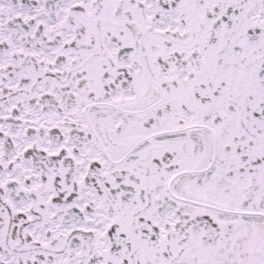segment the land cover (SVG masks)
Listing matches in <instances>:
<instances>
[{"label": "snow or ice", "instance_id": "snow-or-ice-1", "mask_svg": "<svg viewBox=\"0 0 264 264\" xmlns=\"http://www.w3.org/2000/svg\"><path fill=\"white\" fill-rule=\"evenodd\" d=\"M0 264H264V0H0Z\"/></svg>", "mask_w": 264, "mask_h": 264}]
</instances>
